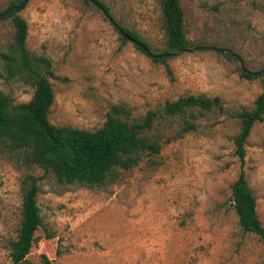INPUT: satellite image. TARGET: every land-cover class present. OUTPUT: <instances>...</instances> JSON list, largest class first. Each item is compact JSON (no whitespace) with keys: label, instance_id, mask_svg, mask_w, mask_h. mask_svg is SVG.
I'll return each mask as SVG.
<instances>
[{"label":"rangeland","instance_id":"obj_1","mask_svg":"<svg viewBox=\"0 0 264 264\" xmlns=\"http://www.w3.org/2000/svg\"><path fill=\"white\" fill-rule=\"evenodd\" d=\"M9 1L0 0V10ZM99 1L152 53L165 50L159 0ZM179 4L188 47L164 62L122 41L91 2L28 0L17 13L27 24L26 50L47 65L41 70L53 91L47 112L53 125L92 130L113 106L124 110L122 119L138 118L189 94L217 96L221 109L203 113L193 130L175 138L180 118L154 121L147 134L160 143L158 153L142 155L131 169L115 168L113 179L93 187L60 185L0 145V264H10L8 241L18 227L27 172L38 179L42 226L20 264H264V243L241 231L230 199L239 170L236 113L252 107L260 77L240 76L235 59L206 48L230 49L251 71L264 67V0ZM12 36L11 19L1 18L0 53ZM3 64L0 55V91L27 101L32 85L6 75ZM242 168L264 227V120L250 128Z\"/></svg>","mask_w":264,"mask_h":264},{"label":"trees","instance_id":"obj_2","mask_svg":"<svg viewBox=\"0 0 264 264\" xmlns=\"http://www.w3.org/2000/svg\"><path fill=\"white\" fill-rule=\"evenodd\" d=\"M19 1L11 0L7 6L15 5ZM93 1L99 2L107 17L114 20L101 1ZM159 5L166 47L163 52L170 56L186 50L188 42L183 29V12L179 0H159ZM7 17L11 19L13 36L10 47L0 53L4 61L2 71L8 76L21 75L32 85L33 90L30 98L24 102H13L8 94L0 91V145L8 152L15 153L22 164L36 165L43 173H49L60 185H102L108 178L113 179L115 168L131 169L142 155L158 153L160 143L147 134L154 121L161 118H180V125L173 135L175 138L193 130L195 119L203 113L221 109L217 96L189 94L166 101L160 109L149 110L138 118L122 119L120 114L124 110L113 106L104 122L92 130L53 125L47 119L53 91L46 74L41 70V66L46 70L47 65H42L43 59L31 56L25 48V19L18 14ZM121 28L130 40L150 51L148 43L135 31ZM119 38L122 41L129 40L120 35ZM133 45L144 53L140 47L134 43ZM165 58L152 60L164 62ZM166 71L169 72L168 68ZM239 74L244 78L252 77L241 70ZM257 76L260 77L261 89L254 98L252 107L242 108L236 113L239 126L232 138V144L239 170L230 185V199L241 231L253 233L264 243V227L257 217L255 197L247 185L242 168L245 140L250 128L254 123L264 120V72ZM37 180L35 175L27 172L20 181L18 227L14 238L8 241L10 264H20L24 260L35 241L34 231L42 226L36 203ZM44 236L53 237L47 231Z\"/></svg>","mask_w":264,"mask_h":264},{"label":"water","instance_id":"obj_3","mask_svg":"<svg viewBox=\"0 0 264 264\" xmlns=\"http://www.w3.org/2000/svg\"><path fill=\"white\" fill-rule=\"evenodd\" d=\"M28 0H20L17 4L15 5H11V6H6L5 8H3L2 10H0V19L10 16L12 14H17L23 7L24 5L27 3ZM91 3H93V5L103 14V16L106 17V19L108 20V22L114 27V29L116 30V32L118 33V35H120L121 37L125 38V39H129L128 36L122 31V28L120 25H118L114 20L109 19L107 17V14L103 11V8L101 6V4L97 1H93L90 0ZM132 43H134L135 45H137L138 47H140L144 53L150 57L151 59H159V58H165L167 57L169 54L162 52V53H152L150 52L147 48H145L143 45L138 44L137 42L130 40ZM207 49L210 50H214L216 52L219 53H224L230 57H232L233 59H235L240 67V70L244 73H247L250 76H257L259 75L261 72H264V67L256 70V71H251L249 69H247L244 65L243 62L241 60V58L239 57V55H237L236 53H234L233 51H231L230 49L227 48H223V47H216V46H207Z\"/></svg>","mask_w":264,"mask_h":264}]
</instances>
